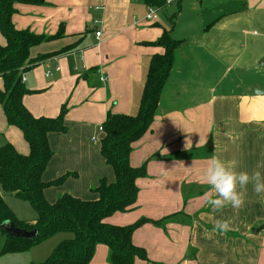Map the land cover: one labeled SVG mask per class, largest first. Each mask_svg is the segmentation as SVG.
<instances>
[{"label": "crops", "instance_id": "obj_1", "mask_svg": "<svg viewBox=\"0 0 264 264\" xmlns=\"http://www.w3.org/2000/svg\"><path fill=\"white\" fill-rule=\"evenodd\" d=\"M172 1L178 2V10L168 27L154 21L157 18L146 20L149 6L144 0L16 4L11 18L15 28L61 35L31 48V56L61 52L25 71L23 84L30 92L23 103L34 116L47 117L67 106V130L49 134L48 140L54 156L75 154L73 163L59 165L57 173H74L67 179L81 181L84 188L96 186L100 178L112 181V169L91 138H101L98 127L107 112H137L150 57L163 52L154 42L173 21L170 35L182 43L175 50L150 129L131 143L129 164H145L146 169L135 180V207L114 212L104 221L129 225L142 217L150 220L132 233V243L147 255V260L135 259L133 264H264V196H257L249 184L242 190L239 208L216 212L205 202L210 189L203 180L213 155L237 172L264 175V0L166 4ZM196 27L201 38L195 40L191 33L187 41L186 31ZM4 44L0 35V45ZM217 67L237 74L216 76ZM14 147L27 153L25 145ZM49 189L44 191L47 200L53 198ZM218 220H227L231 230L215 231ZM31 249L2 254L0 264L36 263ZM87 264H109L107 247L98 244Z\"/></svg>", "mask_w": 264, "mask_h": 264}, {"label": "trees", "instance_id": "obj_2", "mask_svg": "<svg viewBox=\"0 0 264 264\" xmlns=\"http://www.w3.org/2000/svg\"><path fill=\"white\" fill-rule=\"evenodd\" d=\"M41 1L0 0V35L5 39V44L0 45V106L6 123L21 131L29 148L28 153L21 154L10 142L0 145V187L14 197L29 202L36 212L33 223L20 220L0 194V224L11 221L16 227L37 230V235L30 239L5 234L0 255L27 251L57 233L68 232L72 236L58 242L44 261L29 264H87L98 244L107 247L109 264H133L135 259L147 260L145 250L134 245L131 237L133 231L149 219L142 217L129 225H114L104 221V218L135 207L138 191L135 180L144 176L146 169L145 164L139 167L129 164L131 143L150 129L159 94L174 62L175 50L182 41L171 37V21V28L163 30L154 42L163 48V52L150 57L137 112H107L101 124L102 136L96 138V142L105 164L112 169L113 180L100 178L91 189L94 198L81 199L64 192L55 201L49 202L44 195L45 189L59 187L68 176L75 175L66 172L51 180H43L53 155L48 136L66 131V107L62 105L54 117L34 116L23 103V96L30 90L21 77L39 61L61 52L31 56V48L61 35L44 36L28 29H17L11 19L16 4ZM144 1L148 6L159 9L167 3V0Z\"/></svg>", "mask_w": 264, "mask_h": 264}, {"label": "rangeland", "instance_id": "obj_3", "mask_svg": "<svg viewBox=\"0 0 264 264\" xmlns=\"http://www.w3.org/2000/svg\"><path fill=\"white\" fill-rule=\"evenodd\" d=\"M183 1L185 3L188 2L189 4H191L192 2H195V0H183ZM177 4H178V2L172 1V3L166 4L161 9H158L156 12V16H157L156 18L157 19L154 21H156V22L159 21L160 23L165 24L168 27L169 19L174 18V21L176 19L175 16L177 15V10H178ZM196 13L197 12L194 11L193 14L195 15ZM183 14H185V11ZM191 14H192V12H190V15ZM185 17H187V16H185ZM200 27H201V25H200ZM208 27H209V24L207 25V28ZM199 29L200 28L196 27L193 30L190 29L189 31H186L188 33L187 41L190 38L189 35H191V33H193V39H195V40L200 39L202 36V32ZM254 31H256V30H254ZM236 72L237 71L231 70L227 73L225 69L223 70L221 67H219V68L217 67L215 74H216V76H218L221 73H225V74H223V76H225L227 73V76L229 78V77H231V75L237 74ZM0 88H2V81L1 80H0ZM65 107L67 108L66 105H65ZM66 130H67V128H66ZM6 132H8V133H6ZM98 132H100V131L98 130ZM0 133L4 134V135L0 134V145L4 144V143L10 141V139H12V141H14L15 144L12 141H10V142L14 146L16 145L18 148L22 147V149H24V145H25L27 147V153L29 152L28 145L25 142L21 131L16 127L8 126V124L6 123V120L4 118L1 106H0ZM74 154H75L74 152H69L68 155L60 157L59 155L54 156V153H53L51 159L49 160L48 166H47V168L43 174V180L48 181V180L53 179L55 176L61 175L62 173L56 172L58 169L61 168V167L59 168V165L62 166L65 164L66 165L72 164ZM64 157H66V158L70 157V159L67 161H63ZM58 159L60 161H58L56 163V165H53L54 160H58ZM60 163H62V164H60ZM49 176H50V178H49ZM62 184H63V187L65 189V190L63 189V191L55 190V189H53V187H51L52 189H49V190H51V194H52L53 198H51L50 200H47V201H49V202L55 201L56 198L62 194V192L64 193V191H66L67 193H70L72 195H74L73 193H79L78 196L76 195V197H79L81 199H84V198H87L90 196L92 198V196H95V194L91 191V189H92L91 187H93L91 184H90L89 188H84L81 185V181H73V180L67 179V178L64 180V182ZM0 194L3 197V199L5 200V202L8 204V206L10 207V209L13 211L16 218H18L20 220L28 221V220H30L36 216V212L32 208V206L30 205L29 202L24 201V200H20V199L14 197L11 193L3 191L1 187H0ZM185 194H189V192L185 191ZM179 215H181V214H179ZM174 217H169L168 220L171 219L172 221H175ZM1 232L2 231H0V249H1V247L3 245V241H4V236H3V233H1ZM71 236H72L71 233L60 232V233L55 234L53 237H50L47 240L33 246L32 249L30 250L32 257L34 259L33 261H35L36 263L44 261L48 257L51 250L54 248V246L58 242H60L63 239H67Z\"/></svg>", "mask_w": 264, "mask_h": 264}, {"label": "clouds", "instance_id": "obj_4", "mask_svg": "<svg viewBox=\"0 0 264 264\" xmlns=\"http://www.w3.org/2000/svg\"><path fill=\"white\" fill-rule=\"evenodd\" d=\"M203 180L210 189L205 193L206 204L220 212L227 206L239 208L244 202V191L249 184L257 196H264V175L256 171L249 174L246 171L237 172L226 161L213 155L209 158L203 171ZM214 230L225 234L231 230L227 220H218Z\"/></svg>", "mask_w": 264, "mask_h": 264}, {"label": "water", "instance_id": "obj_5", "mask_svg": "<svg viewBox=\"0 0 264 264\" xmlns=\"http://www.w3.org/2000/svg\"><path fill=\"white\" fill-rule=\"evenodd\" d=\"M0 230H2L5 234L15 237L22 238H34L37 235V230H26L23 228L16 227L11 221H4L0 224ZM258 231V228L255 230Z\"/></svg>", "mask_w": 264, "mask_h": 264}, {"label": "built area", "instance_id": "obj_6", "mask_svg": "<svg viewBox=\"0 0 264 264\" xmlns=\"http://www.w3.org/2000/svg\"><path fill=\"white\" fill-rule=\"evenodd\" d=\"M170 0H167L166 2H169ZM159 8H155V7H151V6H149L148 8H147V13H146V16H145V18H146V20H154L157 16H156V12H157V10H158ZM99 35H100V31H96L95 32V36L96 37H99ZM56 69H58V67H56ZM46 76H50L51 75V72L50 71H47L46 72V74H45ZM25 80V77L22 75V77H21V81L23 82ZM100 80L101 81H104L105 80V77L104 76H101L100 77ZM101 125L98 127V130L99 131H101ZM91 140L92 141H95L96 140V137H92L91 138Z\"/></svg>", "mask_w": 264, "mask_h": 264}]
</instances>
